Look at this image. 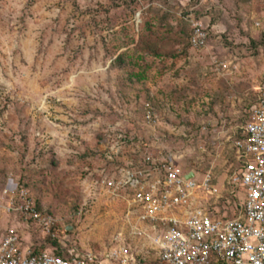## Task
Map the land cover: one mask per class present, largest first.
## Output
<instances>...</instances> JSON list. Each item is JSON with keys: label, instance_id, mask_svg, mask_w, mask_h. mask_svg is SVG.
I'll return each mask as SVG.
<instances>
[{"label": "rangeland", "instance_id": "1", "mask_svg": "<svg viewBox=\"0 0 264 264\" xmlns=\"http://www.w3.org/2000/svg\"><path fill=\"white\" fill-rule=\"evenodd\" d=\"M195 22L209 34L201 48L189 42ZM262 83L264 0H0L3 203L18 182L54 216L51 239L102 255L119 236L141 263L159 264L155 232L130 214L127 192L103 183L106 161L147 150L198 180L210 173L219 197L198 190V204L236 216L245 196L227 187L234 142ZM9 226L28 245L46 240L4 210Z\"/></svg>", "mask_w": 264, "mask_h": 264}, {"label": "built area", "instance_id": "2", "mask_svg": "<svg viewBox=\"0 0 264 264\" xmlns=\"http://www.w3.org/2000/svg\"><path fill=\"white\" fill-rule=\"evenodd\" d=\"M208 35L207 28L195 22L189 42L194 48L204 47ZM256 91L250 118L234 142L239 165L227 180L231 194L241 191L245 196L236 216L220 215L198 204V190L219 197L210 173L198 180L199 172L185 170L147 150L142 161L133 159L122 165L108 160L114 169L103 183L127 192L130 214L155 232L151 245L161 264H264V83ZM145 116L149 123L156 122L150 105ZM121 152L119 148L117 154ZM3 192L9 201L3 203L0 190V214L14 212L27 225L34 223L45 236L56 238L54 216L38 208L27 188L10 181ZM118 241L102 255L65 243L63 255L37 253L19 229L9 226L3 231L0 227V264H143L124 238L118 236Z\"/></svg>", "mask_w": 264, "mask_h": 264}, {"label": "trees", "instance_id": "3", "mask_svg": "<svg viewBox=\"0 0 264 264\" xmlns=\"http://www.w3.org/2000/svg\"><path fill=\"white\" fill-rule=\"evenodd\" d=\"M136 160L137 161H142V157L139 158V159H136ZM106 164L110 165V167L112 166V163H110L109 161H106ZM35 202H36V204H37V206H38V208L40 210H44L41 202H37L36 200H35ZM45 239L46 240L49 239L51 241L50 244H49V247L52 249V253H54L56 255H63L64 249L62 247V244L59 242V240L51 239L49 236H47ZM46 240L43 243H40L39 247H37V249H36L37 253L41 252V247L46 243ZM159 264H161V263L159 262Z\"/></svg>", "mask_w": 264, "mask_h": 264}, {"label": "water", "instance_id": "4", "mask_svg": "<svg viewBox=\"0 0 264 264\" xmlns=\"http://www.w3.org/2000/svg\"><path fill=\"white\" fill-rule=\"evenodd\" d=\"M193 173V172H192ZM192 175V174H191ZM69 229H71V228H69Z\"/></svg>", "mask_w": 264, "mask_h": 264}]
</instances>
